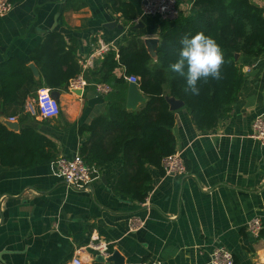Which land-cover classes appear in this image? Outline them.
<instances>
[{
  "label": "crops",
  "instance_id": "crops-1",
  "mask_svg": "<svg viewBox=\"0 0 264 264\" xmlns=\"http://www.w3.org/2000/svg\"><path fill=\"white\" fill-rule=\"evenodd\" d=\"M123 1L136 7L135 25L142 23L141 29L124 26L106 0H23L0 15V64L11 57L29 61L38 69L39 81L31 57L58 33L68 46H79L80 75L87 82L82 94L71 87L51 91L59 94L61 114L56 118L42 119L35 100L26 104L34 119L25 126L49 138L58 154L37 167L0 166V264H71L78 256L84 264H99V252L89 247L93 241L107 243L110 255L117 250L123 264H207L220 247L238 264H264V237L249 231L250 223L260 219L264 234V144L251 138L255 118L264 114V56L242 59L245 82L239 101L213 131L198 130L185 106L175 111L173 134L187 172L170 177L151 168L153 190L144 203L114 191L124 172L122 159L94 170L84 190L69 188L59 176L60 159L81 155L91 135L81 129L106 116L112 102L127 108L130 83H101L102 75L95 71L99 62L132 38H158L157 19L143 16V0ZM251 1L264 9V0ZM180 7L188 12L192 4L183 0ZM111 23L124 29L108 28ZM102 44L110 46L107 53ZM124 72L117 69L115 78ZM103 84L111 87L109 93L97 91ZM13 110L0 105V119L18 122ZM111 135L106 133L104 145Z\"/></svg>",
  "mask_w": 264,
  "mask_h": 264
},
{
  "label": "trees",
  "instance_id": "trees-1",
  "mask_svg": "<svg viewBox=\"0 0 264 264\" xmlns=\"http://www.w3.org/2000/svg\"><path fill=\"white\" fill-rule=\"evenodd\" d=\"M22 1L12 0V3ZM189 2L191 9L181 11L177 19H157L160 44L156 61L149 55L144 40L136 37L130 44L121 46L118 53H107L95 70L102 75L101 83L114 81L117 85H126L124 76L140 77V90L149 99L140 111H129L125 103L112 102L106 116L81 129V134L91 133L81 148V156L91 169L99 171L122 159L124 172L114 191L132 202L146 201L153 190L150 169L162 170L163 159L177 152L173 134L175 112L170 110L167 94L185 104L198 130L213 131L239 101L245 82L242 59L264 56V9L251 0ZM106 3L115 13L121 14L124 26H136L138 13L132 3L123 0H106ZM182 3L180 0L179 4ZM200 31L213 37L220 45L225 63L222 78L201 82L199 94L193 95L185 91L186 79L172 72L169 65L178 59L181 39ZM78 48V45L68 46L58 33L49 36L30 60L40 70L39 81L28 66L29 61L11 57L0 64V105L13 108V116L18 117L21 125L20 132L15 133L0 122V166L32 168L57 159L56 145L34 128L25 126L34 119L25 107L29 100L38 99L41 89L68 92L71 80L82 71L78 63ZM236 54H240L239 60H236ZM119 68L125 69L120 79L115 78ZM95 71L90 74H95ZM108 132L112 135L104 145ZM128 168L134 170L129 172ZM262 233L260 237H264Z\"/></svg>",
  "mask_w": 264,
  "mask_h": 264
},
{
  "label": "built area",
  "instance_id": "built-area-1",
  "mask_svg": "<svg viewBox=\"0 0 264 264\" xmlns=\"http://www.w3.org/2000/svg\"><path fill=\"white\" fill-rule=\"evenodd\" d=\"M180 0H143V16L146 18H154L159 21H173L180 16L182 11ZM13 8L11 0H0V15H7ZM110 50L109 45L102 44L101 51L107 53ZM86 67V66H85ZM248 71V68H245ZM125 80L129 83H140L138 76H125ZM87 82L82 75L71 81L70 87L73 90L84 89ZM98 92L105 94L111 91V87L107 84L99 85ZM36 106L39 116L42 119H53L61 114L60 102L51 95L50 89H41L38 91V99ZM11 121H15L14 118ZM251 138L258 140L264 144V114L257 116L253 122V133ZM162 170L166 176L176 177L185 175L187 172L186 163L182 153L176 152L168 156L162 161ZM58 174L64 180L69 188L86 189L93 180L94 170L91 169L84 161L81 155H75L71 159L62 158L59 161ZM142 226L140 221L135 223L136 229ZM263 229L262 221L254 219L249 225V231L259 236ZM89 247L100 255L108 257L110 255V247L105 242H91ZM71 264H84L80 256L75 257ZM143 264H162L159 261L146 262ZM207 264H235L233 254L226 248H217L211 255L210 262Z\"/></svg>",
  "mask_w": 264,
  "mask_h": 264
},
{
  "label": "clouds",
  "instance_id": "clouds-1",
  "mask_svg": "<svg viewBox=\"0 0 264 264\" xmlns=\"http://www.w3.org/2000/svg\"><path fill=\"white\" fill-rule=\"evenodd\" d=\"M182 47L178 59L169 65L172 72L186 79L185 91L198 95V85L209 79L220 80L225 63L220 45L203 31L191 37L184 36L180 41Z\"/></svg>",
  "mask_w": 264,
  "mask_h": 264
},
{
  "label": "water",
  "instance_id": "water-1",
  "mask_svg": "<svg viewBox=\"0 0 264 264\" xmlns=\"http://www.w3.org/2000/svg\"><path fill=\"white\" fill-rule=\"evenodd\" d=\"M108 28L118 27L119 29L123 30V26H119L116 23H111L107 25ZM143 27V24L140 23L137 26L134 27L135 30L141 29ZM146 49L149 53V55L156 61L157 60V50L160 44L159 38H147L144 41ZM240 59V54H236V60ZM29 67L32 69L33 74L36 79L39 78V72L38 69L34 64H30ZM77 94H82L83 90H75ZM52 97H54L56 100L59 101L58 97L59 94L57 92H51ZM166 100L170 106V110L175 112L185 106V104L182 101H179L171 96H166ZM147 102L146 97L143 95V93L140 91L138 84L136 83H130L129 86V93H128V99H127V109L130 111H135L138 109L140 104H144ZM0 122L4 124L10 131L18 133L20 130V124L18 122H13L5 117H1ZM97 262L99 264H123V258L120 255V253L117 250H114L112 254L108 257L99 255L97 257Z\"/></svg>",
  "mask_w": 264,
  "mask_h": 264
},
{
  "label": "rangeland",
  "instance_id": "rangeland-1",
  "mask_svg": "<svg viewBox=\"0 0 264 264\" xmlns=\"http://www.w3.org/2000/svg\"><path fill=\"white\" fill-rule=\"evenodd\" d=\"M32 102H33V100H32ZM32 107L34 108V110L36 109L35 103H32Z\"/></svg>",
  "mask_w": 264,
  "mask_h": 264
}]
</instances>
